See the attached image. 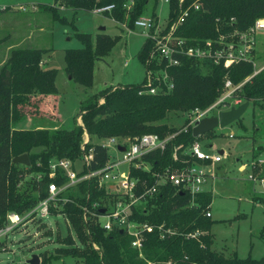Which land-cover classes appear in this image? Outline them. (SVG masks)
Instances as JSON below:
<instances>
[{
  "label": "trees",
  "instance_id": "obj_1",
  "mask_svg": "<svg viewBox=\"0 0 264 264\" xmlns=\"http://www.w3.org/2000/svg\"><path fill=\"white\" fill-rule=\"evenodd\" d=\"M148 1L55 0L52 5L41 4L40 8L47 9L52 17H57L58 5L92 11L95 7L113 4L114 7L104 14L134 30V21L144 15ZM153 1L155 7L157 0ZM196 1L184 0L183 6ZM169 3V21H172L178 15L179 0H170ZM199 3L200 8H192L183 26L177 30V34L188 38L190 44L218 37L217 19L220 32L228 33L245 30L256 19L264 18V0H199ZM151 16L157 18L154 8ZM233 18L234 21H231ZM75 35L82 47L66 51L65 71L73 80L90 88L93 86L95 61L110 53L117 37L104 32L94 37L83 33ZM149 46L150 42L146 40L138 53L143 63ZM47 51V48L12 46L0 66V226L5 224L8 212L23 213L45 197L50 180L63 182L62 176L50 178L47 175L49 162L52 159H80L84 130L89 136L84 150L92 149L93 152L90 169L101 168L108 161V150L98 143L103 138L134 137L145 133L165 137L176 132L163 150H152L141 157L150 165V171L132 168L133 175L152 183V171L183 166L173 159L175 147H178L177 153L183 158L187 149L195 141H200L191 128L177 132L181 128L167 127L166 123H161L168 113L208 107L220 96L226 77L234 84L243 83L235 95L264 108V67L254 75L256 69L251 61H241L226 68L223 64L184 58L181 65L168 70L173 83L170 91L139 93L141 86L125 85L104 88L82 100L79 110L84 129L79 124L72 129L43 126L14 128L15 122L26 117L22 110L24 106L26 110L40 111L45 98L58 96L55 84L57 69L41 67ZM204 69L207 73L203 72ZM99 98H103L102 103H99ZM52 106L54 114L56 102L53 101ZM36 114L28 117L40 121L39 116L42 115ZM24 153L28 155L29 166L12 162L15 156ZM37 173L44 175L38 179ZM25 176L29 178L24 179ZM22 179L26 186L20 190ZM61 195H65L67 200L59 201L58 208L51 206L50 212L63 213L73 227L75 236L70 232L63 236V245L55 247V254L76 256L83 264H264V255L259 258L240 257L236 252L226 254L225 249L214 247V234L211 231L214 220L207 215L213 199L210 190L200 192L195 203H192L190 194L164 183L158 185L151 197L133 205L129 218L153 225L151 231L143 232L140 249L131 244L133 236L120 227L113 226L106 230L96 215L90 212L87 213V221H84V206L98 212L99 206L92 207V203L96 200L104 202L108 197L93 178L79 181ZM194 230H199L200 235L189 236L188 233Z\"/></svg>",
  "mask_w": 264,
  "mask_h": 264
},
{
  "label": "rangeland",
  "instance_id": "obj_2",
  "mask_svg": "<svg viewBox=\"0 0 264 264\" xmlns=\"http://www.w3.org/2000/svg\"><path fill=\"white\" fill-rule=\"evenodd\" d=\"M54 1L0 0V66L10 47L28 46L49 49L44 56L45 68L57 69V98L53 95L45 98L40 111L26 110L24 106L22 110L26 117L14 123L19 129L35 126L72 129L78 124L79 104L88 96L108 87L142 86L145 83V64L138 58V53L147 39L140 29L130 30L104 13L82 9L59 8L57 17H52L50 11L40 7L41 4L52 5ZM169 1L157 0L154 7V1L149 0L144 15L151 16L154 8L160 26L165 27L169 22ZM102 26L105 27L103 31L100 30ZM99 32L117 37V40L107 56L95 61L93 86L85 88L65 71V53L68 49L82 47L76 33L94 37ZM255 63L258 69L264 65V33L258 37ZM203 72L207 73V70ZM223 92L224 87L221 94ZM102 99L99 98L100 103ZM53 101L56 102L54 114ZM32 113L42 115L40 121L28 117ZM185 115L186 112L172 111L161 123H166L167 127H183ZM231 134L234 136L229 137ZM199 140L206 148L213 144L229 153V158L218 168L219 177L209 183L213 194L210 209L214 220L211 229L214 247L225 249L226 254L236 252L240 257H262L264 162L260 160H264V108L250 102L239 120L225 128L218 127L210 134L200 136ZM110 153L117 155L114 149H110ZM242 165L247 166L241 170ZM24 179L19 183L20 190L26 186ZM69 232L75 236L73 227L62 213L37 214L0 238L3 242H0V264H30L28 260L32 254L39 255L38 264H83L76 256L55 254V247L63 245L61 238Z\"/></svg>",
  "mask_w": 264,
  "mask_h": 264
},
{
  "label": "built area",
  "instance_id": "obj_3",
  "mask_svg": "<svg viewBox=\"0 0 264 264\" xmlns=\"http://www.w3.org/2000/svg\"><path fill=\"white\" fill-rule=\"evenodd\" d=\"M183 2L184 0H179L178 15L169 21L165 27L160 26L158 18L147 15L139 16L134 21V27L140 29L150 42L144 63L146 69L145 83L141 86L139 93L157 94L170 91L173 83L168 70L173 66L181 65L184 58H194L201 62L216 65L223 64L226 68L241 61H251L256 69L254 75L262 69L256 67L255 56L258 37L264 33V18L256 19L254 24L245 30H234L228 33L220 32L221 26L219 19H217L218 37L190 44L188 38L177 34V30L183 26L192 8H200V3L198 0L192 5L184 7ZM131 4L132 2L127 7H130ZM58 6L64 8L62 5ZM113 7V4H109L95 7L92 11L104 13ZM111 19L118 23L113 18ZM231 21H234V18ZM119 24L125 26L124 23ZM249 78L251 76L247 80ZM242 85L243 83L234 84L230 78L226 77L224 92L217 100L206 108L186 111V123L183 127H179L181 129L177 132L187 131L189 128L193 129L197 122L203 118L218 115L219 112L225 110L222 109L223 106L227 107L226 110L233 106H239L244 100L235 95V91L240 89ZM77 119L78 124L84 129L80 114ZM175 134L177 133L160 137L156 133H145L134 137L110 136L103 138L98 143L108 150V161L101 168L90 169L93 152L92 149L84 150V144L89 142V136L84 130L80 159L77 161L68 158L52 159L49 162L47 175L50 178L62 176L64 177L63 182L56 183V181L50 180L47 184L46 196L25 212H8L5 224L0 226V238L6 236L8 232L24 223L25 220L35 218L37 214L44 216L51 213V206L58 208L59 201L67 200V197L61 193L76 186L81 180L93 178L97 186L102 188L108 197L104 202L96 200L92 203V207L99 206L98 212L84 206V221H87V213L90 212L96 215V219L106 230L113 226L123 228L133 236L131 244L140 249L144 239L143 232L151 231L153 225L146 221L130 219L133 205L142 203L151 197L158 185L164 183H170L176 190L187 192L191 195V202L195 203V198L200 192L211 190L209 183L219 177L218 168L229 158V153L225 149L221 153L219 148L213 144L206 148V145L200 141H195L187 149L183 158L177 153L178 147H175L173 159L181 162L183 166L166 167L162 171H152L151 175L154 176L152 183H149L146 178L132 174V168L150 171V165L141 157L152 150H163L166 142ZM233 136V134L229 135V137ZM120 146L124 147V150H121ZM110 149H114L117 155L110 153ZM260 161L264 162V160ZM78 165H80L79 170L77 169ZM246 166L242 165L240 169L242 170ZM43 175V173H37L36 177L41 179ZM102 208L104 211H100ZM207 215H212L211 209L207 211ZM158 227L161 228L160 225ZM188 235L197 237L200 235V231L194 230Z\"/></svg>",
  "mask_w": 264,
  "mask_h": 264
},
{
  "label": "water",
  "instance_id": "obj_4",
  "mask_svg": "<svg viewBox=\"0 0 264 264\" xmlns=\"http://www.w3.org/2000/svg\"><path fill=\"white\" fill-rule=\"evenodd\" d=\"M100 30H105V27H100ZM250 105V101H245L241 103L239 106H233L228 110H223L219 112L218 115L205 117L202 120L198 121L196 126L193 127V135L195 137H200L202 135H205L214 129L220 127L225 128L228 125L232 124L233 122L239 120L243 114L246 112ZM121 150H124V147H119ZM221 153L224 152V150H219ZM12 162L18 163L24 166H29V158L26 153L15 156L12 159ZM100 211H104V208L100 209ZM123 230V228H121ZM28 262L30 264H38L40 262L39 255L38 254H32V256L29 258Z\"/></svg>",
  "mask_w": 264,
  "mask_h": 264
},
{
  "label": "crops",
  "instance_id": "obj_5",
  "mask_svg": "<svg viewBox=\"0 0 264 264\" xmlns=\"http://www.w3.org/2000/svg\"><path fill=\"white\" fill-rule=\"evenodd\" d=\"M45 60H44V58H43V60H42V62H41V67L42 68H45L46 67V65H45ZM264 67V65L262 66V68ZM55 81H56V79H55ZM35 127H39V126H35ZM14 128H16L15 126H14ZM212 216V215H211Z\"/></svg>",
  "mask_w": 264,
  "mask_h": 264
}]
</instances>
